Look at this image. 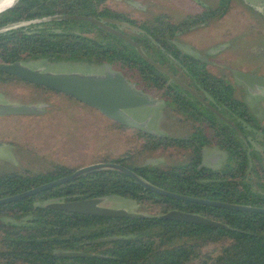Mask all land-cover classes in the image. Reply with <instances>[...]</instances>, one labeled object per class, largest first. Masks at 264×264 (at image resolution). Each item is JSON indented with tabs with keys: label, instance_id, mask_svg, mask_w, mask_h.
<instances>
[{
	"label": "trees",
	"instance_id": "1",
	"mask_svg": "<svg viewBox=\"0 0 264 264\" xmlns=\"http://www.w3.org/2000/svg\"><path fill=\"white\" fill-rule=\"evenodd\" d=\"M55 14L123 18L108 7L107 0H17L12 7L0 13V62H31L40 58L96 64L107 62L119 70L132 72H126L127 78L135 79L134 82L144 90L151 87L170 92L178 87L173 82L172 86L165 87L168 77L143 60L132 45L88 21H49L61 31L10 27ZM135 38L141 47L144 39L150 41L152 54L170 66L178 62L180 73H175L206 74L195 64H182L186 59L194 61L193 56L173 50L164 43L160 48L156 44L159 38L154 34L153 41L144 34H137ZM0 74L5 75L4 80H18L12 75ZM203 84L213 93L214 99L226 103L230 115L252 124L253 118L243 101L221 79L210 75ZM64 96L67 104L70 101L68 108L72 112L88 114L94 124L97 122L100 136L117 134L122 137L123 145L131 144L129 127L102 116L96 109L70 96ZM101 117L104 121L100 123ZM71 120L69 122L81 130L92 123L82 122L81 116L72 113ZM229 129L230 138L240 140L235 130ZM133 137L134 165L126 156L127 150L118 157L106 154L101 161L117 162L165 190L264 207V196L254 193L245 179L250 169L256 173L261 171L256 169L257 162L255 167L250 162L252 153L250 157L243 142H219L228 151L229 163L224 169L225 174L212 172L207 176L202 174L203 168L197 169L198 162L193 158L195 148L189 142H176L173 138H159L138 130L133 132ZM169 148L180 149L181 158L164 164H142L140 157L144 152L163 153ZM255 160L253 157L252 161ZM78 167L81 166L72 168L67 164H56L36 172L0 168V198L65 176ZM104 195L131 198L141 211L149 213H164L170 209L199 213L226 224L227 228L156 217L94 216L42 206L51 198L75 200ZM106 236L118 238L92 241ZM62 250H77L91 255L64 257L55 254ZM0 264H264V214L163 196L142 188L119 171L97 170L34 195L0 204Z\"/></svg>",
	"mask_w": 264,
	"mask_h": 264
},
{
	"label": "rangeland",
	"instance_id": "2",
	"mask_svg": "<svg viewBox=\"0 0 264 264\" xmlns=\"http://www.w3.org/2000/svg\"><path fill=\"white\" fill-rule=\"evenodd\" d=\"M148 0H108L109 6L126 18L132 20L136 25H142L150 14L145 5ZM158 2V0H151ZM261 2L263 0H260ZM217 0H214L216 4ZM242 2V1H241ZM263 3V2H262ZM236 0L230 2L229 9L222 17H215L214 22L207 26L194 27L192 31L177 36V40L183 43L182 53L194 56H203L212 61L206 69L213 75H222L227 79L233 88L234 95L240 97L251 114L253 121L264 127V91L257 93L245 92V87L238 80L231 76L234 69L250 70L264 75V3L252 4L254 8L243 7ZM252 11L257 14L258 21H254ZM13 26H23L27 30H60L49 21H36V19L20 22ZM8 27H4L6 29ZM122 31L135 34L128 28L120 27ZM256 32V33H254ZM194 44L197 49H191ZM177 64H179L177 62ZM174 63L173 67L178 68ZM32 67H41L50 72H98L103 64L89 63L81 60H56L51 61L46 58L33 60L29 64ZM172 65V64H171ZM120 71L126 77L132 72ZM128 74H127V73ZM126 73V74H125ZM134 83L132 78L129 79ZM136 84V83H135ZM139 87V86H138ZM153 96L159 98L164 90L146 89ZM0 98L3 102L23 103L40 105L47 103L43 113L38 115L24 116H0V140L5 144L0 147V168H12L18 171L28 170L31 172L49 169L56 164H67L70 167L87 165L99 162L108 154L111 157H118L126 150L134 152L135 143L127 146L122 144L120 135H102L97 133V122L94 124L88 114L72 112L67 98L61 93L50 92L20 80H4L0 77ZM74 102V101H73ZM72 103V101H71ZM146 116H150L147 127L161 134L160 123L163 115L161 107H144ZM72 115L81 116L82 122L91 121L87 129L76 128L75 123H70ZM102 115V114H101ZM130 115L136 120L141 119V114L131 111ZM103 116V115H102ZM101 117L99 122H103ZM99 124V123H98ZM95 125V127H94ZM244 128L249 138L252 140L246 150L252 159L259 157L260 162L256 164V169L261 172H254L252 169L246 174V182L256 194L264 196V155L256 148L258 142H264V134L255 128L251 123H244ZM169 134L177 131L167 130ZM128 136L130 133L128 132ZM216 149V148H215ZM261 150V146L258 145ZM129 154V153H128ZM182 151L175 148L164 150L163 153L155 151L152 154L143 153L141 160L146 158H157L158 164H164L181 158ZM213 156L216 150L212 151ZM252 165L255 167L254 161ZM153 159H150L152 161ZM227 158L222 160L218 166H223ZM103 206L111 208H125L131 211H141L136 202L128 197L114 195L113 198L102 203ZM156 215L160 213H149Z\"/></svg>",
	"mask_w": 264,
	"mask_h": 264
},
{
	"label": "water",
	"instance_id": "3",
	"mask_svg": "<svg viewBox=\"0 0 264 264\" xmlns=\"http://www.w3.org/2000/svg\"><path fill=\"white\" fill-rule=\"evenodd\" d=\"M17 1V0H16ZM16 1L5 8L12 7ZM250 4H255L260 0H245ZM3 10V11H4ZM2 11V12H3ZM1 13V12H0ZM50 20H84L95 24L96 26L118 36L130 45H132L137 53L148 64L153 66L156 70L164 73L176 84L184 90L197 96V94L184 82H182L176 75L167 69L163 68L155 61H153L141 48V46L132 40L130 37L115 29L112 25H120L134 30L141 31L140 28L127 23L125 21L110 18V17H92L83 14H55L52 16L36 19V21H50ZM30 62H22L15 60L12 62H0V72L12 75L15 78L29 82L34 85L43 86L54 90L58 93L72 97L78 102L86 104L96 109L104 117L124 126L133 127L145 133L152 135H159L158 132L153 131L147 127V121L136 120L127 112L129 109L139 107L153 106L158 101L151 98L148 94L136 87V84L128 81L125 76L117 70L112 69L110 63H104L102 69L98 72L81 73V72H50L41 67H32ZM232 74L236 80L241 82L250 93H257L264 91V76L258 74H251L240 70H233ZM207 104V103H206ZM47 103L40 105L23 104V103H8L1 101L0 98V116H24V115H38L43 113V109L47 107ZM218 116L225 119L215 108L207 105ZM241 134V132L239 131ZM5 143L0 141V147ZM263 149V147H261ZM206 160L205 152L203 151L202 161L199 166L203 165ZM113 169L119 171L130 178H132L142 188L156 192L163 196L171 198L204 204L209 206H216L221 208L233 209L244 212H254L264 214V207L254 206L249 204H238L232 202H223L207 198H200L189 196L185 194L176 193L173 191L160 188L129 168L112 161H99L83 165L74 169L69 174L51 180L49 182L40 184L22 192L0 198V204L16 201L27 196L34 195L38 192L60 185L64 182L74 180L86 173L97 170ZM114 195H104L100 197L83 198L75 200H63L59 198L47 199L42 206L46 208H53L69 212H76L80 214H88L94 216H117V217H156L161 219H171L195 224L209 225L219 228H227V225L210 218H207L199 213L185 212L177 209H170L164 213L151 215L141 211H131L125 208H111L103 206L104 201L113 198ZM116 236H106L96 238L93 242H105L117 239ZM58 256L74 257V256H88L85 253L77 250H62L55 252Z\"/></svg>",
	"mask_w": 264,
	"mask_h": 264
},
{
	"label": "flooded vegetation",
	"instance_id": "4",
	"mask_svg": "<svg viewBox=\"0 0 264 264\" xmlns=\"http://www.w3.org/2000/svg\"><path fill=\"white\" fill-rule=\"evenodd\" d=\"M231 1L232 0H217L215 4L214 0H158V2L155 3L152 2L151 0H148L145 7L147 8V12H149L150 16L149 18L145 19L142 25L134 24L132 20L126 18L121 13L114 11L109 6L108 3L107 5L112 11L116 12L117 14L123 17V18H116V17H110V18H115L125 21L141 29V31H138L125 27L128 28V30H132L135 33V34H131L122 31L120 29V27H124V26L111 24V26L121 31L135 42H137L135 38L137 37V34H144L151 41L154 40L152 38L154 34L155 36H157V38H159L156 44L160 48L162 47L161 44L164 43L169 47H171L173 50L181 51V48H183L182 46L183 43L177 40V36L192 31L194 27L207 26L209 24H212L214 22L215 17H222L225 11L229 9ZM238 1L241 3L240 5H242L243 7L246 6V7L254 8L252 4L246 2L245 0H236V2ZM262 2L264 3V0ZM262 2L259 1L260 6L263 4ZM252 14L254 15L253 20L259 22L260 19L259 18L257 19L256 12L252 11ZM100 17H107V16H100ZM56 31H61V29ZM258 36H264V33H261V35ZM188 45H190L191 49H197L194 44H188ZM141 48L153 61H155L157 64L167 69L168 71L172 72L197 94V96H195L190 92L184 90L173 80H171L168 76H167L168 79L165 82V87L169 85L172 86V82L175 83L178 87H175L176 89L174 88V90L170 92H166L164 89L160 93L159 98L153 96L151 93H149L147 90L142 89L140 86L138 87L137 83L134 82L136 83V87L138 89L142 90L144 93L148 94L151 98L156 99L158 101L155 104V106L161 107V111L163 113L160 123L161 134L154 136L164 139L173 138L176 139V142H189L190 144H192L195 148L193 152V158L195 162L196 161L198 162L197 166H199V164L202 161L203 151H204L206 155V160L203 165L197 167V169L203 168L205 170L202 173L203 175L205 174L208 176L210 173L212 174V172H216L218 174L219 173L225 174L224 169L229 163L228 151L222 148L219 142H221L222 144H224L223 142H243L245 147H248L250 142H252V140L249 138V135L246 133V129L244 128V123L247 122L242 121L241 119L235 117L234 115H230V109L226 105V103H219L216 99H214L213 93L207 90L206 85L203 83L207 82L209 80V76L212 75L221 79L231 89L233 88L230 86L227 79H224L222 75H213L206 69L207 65L211 64L212 61L206 59L203 56H194L188 54L194 57V61L186 59L182 64H186V63L195 64L197 68H199L206 74L200 75V74L181 73L179 75L178 74L180 73L179 68L173 67L172 65L170 66L168 62L164 60H160L159 57L156 58V55L152 54L150 41L144 39V44ZM234 70H240V69H234ZM174 71L178 73H175ZM240 71L251 74L262 75L250 70L248 71L240 70ZM231 76L234 78L232 72H231ZM0 77L3 78L5 77V75L0 74ZM125 78L128 81H130L126 76ZM31 85L34 86V84ZM245 92H247L246 87H245ZM239 99L242 100L240 97ZM207 105H210L211 107L215 108L221 115L225 117V119H222L220 116H218ZM131 111L141 114L140 120L147 121V124H149L150 116H146L147 114H144L145 113L144 107L127 110L128 113H130ZM214 115L216 116L217 119L214 118ZM253 123L255 122L253 121L252 124ZM253 125H256L255 128L264 134V130H263L264 127H261L258 124H253ZM229 127H232L235 130L240 140H235L230 138ZM169 129L177 131V133L173 135L169 134L167 132V130L169 131ZM135 130L138 129L129 127L131 144L135 142V138L133 137V132ZM239 131L241 132V134L239 133ZM258 145L263 147V149L262 148L261 150L258 149ZM256 149L261 154L264 155V142H261L260 140L257 144ZM213 150H216L217 153L214 156L212 154ZM126 156L130 160V163L134 165L133 152H129V154ZM225 158H227L226 163L219 168L218 164ZM255 158H256L255 162L261 163L259 157L255 156ZM150 159L153 160L150 161ZM142 164L143 165L158 164L157 158H146ZM208 180H212V178H209Z\"/></svg>",
	"mask_w": 264,
	"mask_h": 264
},
{
	"label": "bare ground",
	"instance_id": "5",
	"mask_svg": "<svg viewBox=\"0 0 264 264\" xmlns=\"http://www.w3.org/2000/svg\"><path fill=\"white\" fill-rule=\"evenodd\" d=\"M16 0H0V12L12 5Z\"/></svg>",
	"mask_w": 264,
	"mask_h": 264
},
{
	"label": "built area",
	"instance_id": "6",
	"mask_svg": "<svg viewBox=\"0 0 264 264\" xmlns=\"http://www.w3.org/2000/svg\"><path fill=\"white\" fill-rule=\"evenodd\" d=\"M14 25H16V24H14ZM10 27H17V26H13V25H12V26H10Z\"/></svg>",
	"mask_w": 264,
	"mask_h": 264
}]
</instances>
